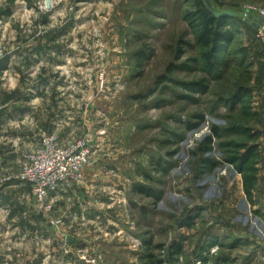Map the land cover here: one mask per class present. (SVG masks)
Returning a JSON list of instances; mask_svg holds the SVG:
<instances>
[{
	"label": "rangeland",
	"instance_id": "rangeland-1",
	"mask_svg": "<svg viewBox=\"0 0 264 264\" xmlns=\"http://www.w3.org/2000/svg\"><path fill=\"white\" fill-rule=\"evenodd\" d=\"M190 1L0 0L2 59L48 65L47 92L67 108L59 145L84 141L91 149L83 180L52 198L53 210L32 200L27 218L19 202L10 217L0 202V264H249L264 255V204L254 210L240 189L241 164H233L249 151L242 164L249 178L262 161L264 55L245 46L258 39L240 21L224 74L209 79L183 20ZM209 1L217 11L264 6ZM177 49V64L190 70L167 74ZM150 51L142 61L139 54ZM166 79H204L208 90L186 92ZM139 189L162 196L156 201ZM10 224L19 232L7 231ZM12 244L19 256L10 255Z\"/></svg>",
	"mask_w": 264,
	"mask_h": 264
},
{
	"label": "crops",
	"instance_id": "crops-1",
	"mask_svg": "<svg viewBox=\"0 0 264 264\" xmlns=\"http://www.w3.org/2000/svg\"><path fill=\"white\" fill-rule=\"evenodd\" d=\"M252 29L256 31V29ZM239 31L242 32L243 28ZM246 35V32L242 33L243 38ZM247 41L245 39L244 42ZM245 46H249L250 52H253L255 47L259 46L262 55H264V49H262L259 42L253 43L250 40ZM253 55H249V58H251L250 63L256 66L259 61L257 58H252ZM260 61L264 62V58ZM32 63L23 65L21 62L14 61V59H8L7 69L0 71V179L16 175L23 163L24 154L38 144L39 133L47 131L56 135L57 129H60L62 124V119L66 117V102H63L60 96L52 99V96L47 92L52 86L51 75H48L50 70H47L48 65L45 64L43 69L40 70L39 66ZM57 139L61 144L62 140ZM262 151H264V147H262ZM257 170V183L251 199L254 210L259 204H264V152H262V161L258 164ZM90 176L94 177V174ZM242 188V185H240L241 190ZM30 201H32V198L29 189L19 186L14 180L0 187V202L10 217H13L15 213L19 214L20 206L17 205L21 202L27 204V218H29ZM22 210L24 211V207ZM261 216L264 218V211L261 212ZM8 226L7 231L11 234L14 231L19 232L18 224ZM25 227L26 230L24 231L27 232L33 228L30 224ZM3 228L4 225H0V229ZM226 228L231 229L230 225H226ZM240 235L242 236V234H239L235 238H240ZM258 244L257 246H259ZM16 246L14 247L13 244L9 246L10 255H13L15 251L19 256V244ZM254 257L247 263H257L259 258L264 257V255L257 252Z\"/></svg>",
	"mask_w": 264,
	"mask_h": 264
},
{
	"label": "built area",
	"instance_id": "built-area-1",
	"mask_svg": "<svg viewBox=\"0 0 264 264\" xmlns=\"http://www.w3.org/2000/svg\"><path fill=\"white\" fill-rule=\"evenodd\" d=\"M249 11L259 19L256 35L264 49V6ZM90 153L91 149L84 141L60 146L55 134L41 131L38 144L24 154L20 170L12 177L0 179V187L11 180L16 181L19 186L29 189L34 205L49 212L54 207L52 198L83 180V170L90 162Z\"/></svg>",
	"mask_w": 264,
	"mask_h": 264
},
{
	"label": "trees",
	"instance_id": "trees-1",
	"mask_svg": "<svg viewBox=\"0 0 264 264\" xmlns=\"http://www.w3.org/2000/svg\"><path fill=\"white\" fill-rule=\"evenodd\" d=\"M209 1V0H208ZM191 8L189 11L184 13L183 20L187 24L189 28H191L194 32V44L197 48H199L202 52L200 53V59L202 61V68L201 70L204 72L206 76L209 77L211 80H216L218 78L222 77V74H224L226 68H227V62L224 61L225 55L228 53L227 50L230 47V44L235 39V27L238 26V23L243 20H235L230 19L228 17L220 16L215 17L211 13H209L204 5L201 3L200 0H191ZM213 9L218 12H225L230 10H220L217 11L212 2L209 1ZM244 22V21H243ZM246 23V22H245ZM247 24V23H246ZM248 25V24H247ZM185 44V43H182ZM187 45V44H185ZM152 52L150 51L149 55H145L144 53H140L139 57L142 61H147L151 59ZM182 50L177 49V52L174 56L175 63H172L167 68V74H172L174 72H185L190 70V67L187 63H178L180 62L182 57ZM8 64V59H2L0 61V71L6 70ZM140 68L141 63L138 65ZM167 81H170V79H166ZM175 85L180 86L183 90L186 92H191L194 94L203 95L207 93L208 86L206 85V81L204 79L191 82V83H183V82H177V81H170ZM245 96H248L245 95ZM244 96V97H245ZM232 101H235L233 99ZM243 102V101H242ZM201 120L203 117H199ZM213 135L216 136L217 134V128L212 127ZM208 144H212V137H209L207 139ZM210 151V149H208ZM246 153V155L242 158H240L238 161L233 162V164H241L239 167L237 166V170L240 172V174L243 176V192L248 199L251 200L252 193L255 188V184L257 182L256 173L257 171H252L253 175L252 177H246L244 174L246 172V169L242 167V164L244 166H247V162L249 159H247V156L249 155ZM213 164H210L212 166ZM206 168H209L207 166ZM139 192L146 194L149 198H152L156 201H158L162 193L161 192H153L151 190L146 189H139ZM179 249V246L175 247V253H177V250ZM154 264V263H152ZM156 264H162L161 262H157ZM201 264H207L206 261H203Z\"/></svg>",
	"mask_w": 264,
	"mask_h": 264
},
{
	"label": "water",
	"instance_id": "water-1",
	"mask_svg": "<svg viewBox=\"0 0 264 264\" xmlns=\"http://www.w3.org/2000/svg\"><path fill=\"white\" fill-rule=\"evenodd\" d=\"M200 1L204 5L206 10L215 17L224 16V17H228L230 19L243 20L252 28H254L256 30L258 29V19L249 10H243L240 12L225 11V12L218 13L213 9V7L211 6V4L209 3L208 0H200ZM66 243L69 245L74 244V240L73 239H67Z\"/></svg>",
	"mask_w": 264,
	"mask_h": 264
}]
</instances>
